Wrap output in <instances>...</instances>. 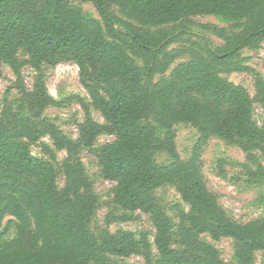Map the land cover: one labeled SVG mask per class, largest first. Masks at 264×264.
<instances>
[{"label": "trees", "instance_id": "obj_1", "mask_svg": "<svg viewBox=\"0 0 264 264\" xmlns=\"http://www.w3.org/2000/svg\"><path fill=\"white\" fill-rule=\"evenodd\" d=\"M70 1L92 3L102 23L86 18ZM204 15L240 22V31L227 36L215 28L224 43L207 45L205 53L171 49L191 34V18ZM263 44L264 0H0V77L3 65H9L20 94L18 112L7 100L0 117V230L11 217L18 231L17 239L0 251V264H118L116 258L132 257L145 264H225L201 235L234 240L240 264H254V255L264 251V217L248 223L233 220L209 189L198 161L212 137L248 154L259 150L264 157V126L253 114L255 103L264 105V83L257 80L253 99L223 77L250 72L243 52ZM21 52L27 61L20 59ZM186 54L191 62L153 83ZM66 63L79 68L92 107L106 122H95L81 101L86 120L76 141L43 117L49 108L64 107L49 94L45 77L37 76L28 87L21 72L25 66L40 71ZM150 119L165 138L157 127L143 124ZM183 123L201 134L190 161L181 158L176 143L175 128ZM102 134L116 138L99 155L104 179L114 184L113 202L125 212L149 217L156 261L147 233L138 238L105 228L97 238L91 230L98 198L76 157ZM45 138L56 150L68 152L61 189L54 166L29 149V143ZM156 152L168 153L173 163L158 166ZM167 185L176 186L190 208L181 215L180 250L173 248V224L154 198ZM130 220L110 214L107 224Z\"/></svg>", "mask_w": 264, "mask_h": 264}, {"label": "rangeland", "instance_id": "obj_2", "mask_svg": "<svg viewBox=\"0 0 264 264\" xmlns=\"http://www.w3.org/2000/svg\"><path fill=\"white\" fill-rule=\"evenodd\" d=\"M70 4L79 8L88 19H94L102 23V19L92 3L70 1ZM114 11L121 18L118 8ZM240 22L226 21L217 16H196L191 18L188 35L183 43L173 45V50H194L204 52L207 45L218 47L224 43L215 28L225 30L227 36L240 31ZM175 24L163 26V29H171ZM159 29V28H155ZM154 29V30H155ZM245 64L250 68L248 73H235L223 75L231 83L242 87L254 99L256 97V82L264 83V44L258 50H246L243 52ZM20 59L27 61L28 56L21 52ZM191 55L186 54L178 59L164 75L155 76L153 83L169 79L176 68L181 64L191 62ZM138 65L143 67L141 61ZM22 75L28 87L33 85L35 78L39 75L45 77L49 94L56 101L64 103L63 108H49L43 114L55 122L57 127L70 140L76 141L79 137V125L86 120V113L82 106L84 102L88 107L92 119L101 124L106 122L99 111L92 107L89 94L81 84L80 70L73 63L62 64L58 67L43 66L40 71L33 70L30 66L22 69ZM17 77L9 65H3V75L0 77V117L2 116L5 102L10 100L16 112L19 110L18 100L20 94L15 88ZM144 82H146L144 80ZM75 97L80 100H75ZM73 99V100H71ZM254 119L260 127L264 126V105L255 103L253 106ZM26 116L27 113L25 112ZM152 124L157 127L160 138H165V131L153 120L144 121L143 124ZM176 143L179 154L184 161H190L201 138L199 130L189 123L178 124L175 128ZM115 136L102 134L91 148H84L79 151L76 160L80 161L86 171V175L93 185L94 192L98 198V205L91 222L93 234L99 238L102 231L108 228L113 234L120 231L133 232L140 238L147 233L154 253V261L157 259V251L154 247V227L148 216L142 213H129L117 207L113 202L114 184L104 179L100 165L99 155L102 147L115 141ZM29 149L32 155L51 163L58 174V187L65 185L63 164L68 158L66 150L58 151L54 148L49 138L31 144ZM255 157V161L250 159ZM155 162L160 167H166L173 163L172 157L166 152H156ZM199 167L209 189L217 196L220 206L239 223L264 217V157L259 150L250 154L243 152L237 145L218 137H212L201 152ZM157 204L166 212L173 224L172 246L174 249H182L179 237V225L181 215L188 213L190 208L182 200L176 186L167 185L154 192ZM114 214L116 217L128 216L127 222H117L108 225L107 217ZM17 225L13 218L7 217L3 228L0 230V251L11 241L17 239ZM200 240L213 245L218 251L221 260L225 264H240L236 257V242L232 239L213 240L209 235H201ZM118 264H145L143 258H116ZM254 264H264V251L254 255Z\"/></svg>", "mask_w": 264, "mask_h": 264}]
</instances>
